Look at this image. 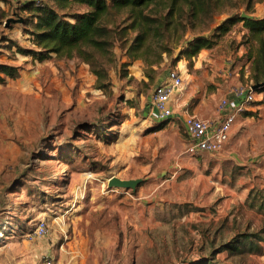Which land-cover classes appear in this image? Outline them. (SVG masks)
Here are the masks:
<instances>
[{
    "label": "rangeland",
    "instance_id": "obj_1",
    "mask_svg": "<svg viewBox=\"0 0 264 264\" xmlns=\"http://www.w3.org/2000/svg\"><path fill=\"white\" fill-rule=\"evenodd\" d=\"M31 6L0 0V65L19 69L0 80V247L45 219L57 249L81 252L86 264H264V122L256 154L235 136L234 156L226 146L191 156L184 121L157 122L151 105L155 86L179 66L191 106L213 94L218 62L224 69L232 59L235 82L250 83L246 55L255 42L246 43L243 22L193 58L183 46L230 17L264 18V0L249 12L225 6L209 27L197 22L183 37L180 30L153 67L126 55L135 34L119 32L121 15L109 54L96 56L103 79L77 56L40 59ZM86 11L75 4L60 14L73 21ZM112 177L142 182L135 191L110 188ZM245 235H255L252 249Z\"/></svg>",
    "mask_w": 264,
    "mask_h": 264
},
{
    "label": "trees",
    "instance_id": "obj_2",
    "mask_svg": "<svg viewBox=\"0 0 264 264\" xmlns=\"http://www.w3.org/2000/svg\"><path fill=\"white\" fill-rule=\"evenodd\" d=\"M256 0H45L42 7L32 6L34 29L30 31L33 46L40 50V59L56 54L62 58L79 57L93 67L99 79L105 77V70L96 68V56H107L114 45L116 20L125 15L126 25L119 31L123 36L129 32L135 34L127 39L126 55L129 59L142 61L147 67H153L163 60L164 55L172 52L171 43L179 31L182 37L186 29L201 22L209 27L214 17L226 9L225 6L239 8L245 6L248 12ZM86 6L84 13L71 15L73 21L65 19L60 11L68 10L72 5ZM243 22L250 29L246 43H251L246 55L250 65L248 78L252 80L255 91L264 90V18H243L234 16L222 22L211 37L199 35L185 42L183 53L189 58L197 56L203 49L213 48L216 39L225 35L231 27ZM179 40L177 39L176 42ZM32 52V51H31ZM1 74L16 78L19 69L11 65H0ZM153 79V77H150ZM104 87V86H101ZM253 190L250 192V197ZM259 207L264 208L261 196ZM256 200V197L254 198ZM253 205V204H252ZM250 240V249L255 246V235H245ZM259 242L262 239L258 238ZM234 244V242H232ZM209 264H217L210 261Z\"/></svg>",
    "mask_w": 264,
    "mask_h": 264
},
{
    "label": "crops",
    "instance_id": "obj_3",
    "mask_svg": "<svg viewBox=\"0 0 264 264\" xmlns=\"http://www.w3.org/2000/svg\"><path fill=\"white\" fill-rule=\"evenodd\" d=\"M208 59V57H206ZM210 62L215 63L216 60L209 58ZM203 62H197V66L202 67ZM250 63L247 62L245 65L246 77L249 76ZM219 66V67H218ZM221 62L211 66L213 74L210 80L215 84L216 88L208 98H203L199 106H191L188 103L189 96L187 95V90L184 89L178 92L172 99V105L174 108V120H183L187 115H195L201 119L219 121L222 118V114L219 112V105L221 100L224 98H229L230 102H234L232 96L228 95L229 82L219 71L221 67ZM181 72L183 70L181 67H177ZM183 76V74H182ZM235 79V78H234ZM233 81L235 82V80ZM217 81L218 83H215ZM264 91L255 92V102L251 105L246 113L241 114L232 126L230 131L229 141L227 142L226 150L224 151L227 155L235 154L236 145L234 140L231 141L235 136H239L240 142L245 143V146H251V154H256L255 149L259 145L255 136L263 131L264 122ZM249 139V140H248ZM231 141V142H230ZM188 144V143H187ZM225 149V148H224ZM249 153V152H248ZM203 155H215L209 153H203ZM29 229L22 230L20 233V239H8L7 244L0 247V264H46L43 257H50L53 259V264H86L83 259V255L79 254L81 252L69 251L64 252L63 250H58L56 247L58 241L55 236L51 233L45 237L34 240H27L24 238L25 233Z\"/></svg>",
    "mask_w": 264,
    "mask_h": 264
},
{
    "label": "built area",
    "instance_id": "obj_4",
    "mask_svg": "<svg viewBox=\"0 0 264 264\" xmlns=\"http://www.w3.org/2000/svg\"><path fill=\"white\" fill-rule=\"evenodd\" d=\"M28 1L36 7H42L45 0ZM233 65V60L229 59L228 67L220 71V75L229 82L228 95L234 99L232 103L229 98L221 100L219 105V112L222 114L221 120H205L195 115H187L184 119V129L189 138L186 153L191 156L222 152L229 141L233 124L255 102L256 88L253 87V82L247 84H243L239 80L234 82L233 79H239L240 73L233 69ZM183 87L184 79L178 69L169 70L166 77L155 86L151 96V105L157 122H165L173 118L172 99ZM49 234V223L45 219H41L25 233L24 238L34 240L45 238ZM43 260L46 264H53V259L50 257L44 256Z\"/></svg>",
    "mask_w": 264,
    "mask_h": 264
},
{
    "label": "water",
    "instance_id": "obj_5",
    "mask_svg": "<svg viewBox=\"0 0 264 264\" xmlns=\"http://www.w3.org/2000/svg\"><path fill=\"white\" fill-rule=\"evenodd\" d=\"M243 18H254L253 16L243 14ZM259 85H256L254 88L258 87ZM142 182V179H130V180H123L118 177H112L109 180L108 186L110 188L115 187V188H125V189H132L136 190L137 186Z\"/></svg>",
    "mask_w": 264,
    "mask_h": 264
}]
</instances>
